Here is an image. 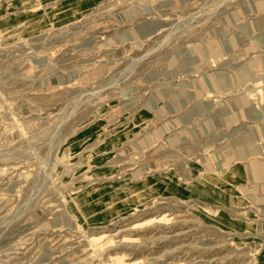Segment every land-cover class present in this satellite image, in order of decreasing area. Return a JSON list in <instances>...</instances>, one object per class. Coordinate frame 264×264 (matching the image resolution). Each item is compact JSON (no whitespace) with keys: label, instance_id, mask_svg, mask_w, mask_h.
<instances>
[{"label":"rangeland","instance_id":"1","mask_svg":"<svg viewBox=\"0 0 264 264\" xmlns=\"http://www.w3.org/2000/svg\"><path fill=\"white\" fill-rule=\"evenodd\" d=\"M0 264H264V0H0Z\"/></svg>","mask_w":264,"mask_h":264}]
</instances>
